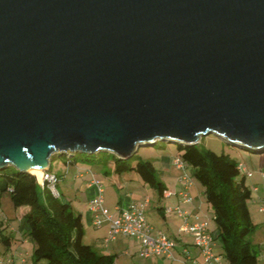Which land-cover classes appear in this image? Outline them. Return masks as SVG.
Returning <instances> with one entry per match:
<instances>
[{"label": "water", "instance_id": "water-1", "mask_svg": "<svg viewBox=\"0 0 264 264\" xmlns=\"http://www.w3.org/2000/svg\"><path fill=\"white\" fill-rule=\"evenodd\" d=\"M207 134L264 152V0H0V170Z\"/></svg>", "mask_w": 264, "mask_h": 264}, {"label": "trees", "instance_id": "trees-1", "mask_svg": "<svg viewBox=\"0 0 264 264\" xmlns=\"http://www.w3.org/2000/svg\"><path fill=\"white\" fill-rule=\"evenodd\" d=\"M156 144V142H155ZM180 157L191 170V177L202 186L204 198L211 206L220 256L224 264H258V255L249 237L253 223L248 207L252 199V188L246 176L239 169L240 162L231 160L225 154L199 149L197 143L177 145ZM63 156L64 163L78 160L102 161L98 153L72 152L55 153L52 158ZM131 156L119 159L113 155L106 161L109 171L106 180L121 186L119 180L127 171H134L148 186L163 196L165 186L151 162L139 161L132 165ZM104 161V160H103ZM50 171V166L48 167ZM242 173L238 178V174ZM55 177H59L55 175ZM34 174L19 171L12 166L0 170V194L8 191L19 219L18 230L33 241L32 264H114V257L98 253L84 241V224L80 213L62 196H55L49 185L37 183ZM212 233V232H211ZM9 236L3 235L4 244Z\"/></svg>", "mask_w": 264, "mask_h": 264}, {"label": "crops", "instance_id": "crops-1", "mask_svg": "<svg viewBox=\"0 0 264 264\" xmlns=\"http://www.w3.org/2000/svg\"><path fill=\"white\" fill-rule=\"evenodd\" d=\"M76 163L75 162H70L64 163L67 166H70V164ZM189 168V167H188ZM176 169V168H175ZM170 169L167 173H164L166 171L164 170H158L156 169L159 177L162 181V183L165 186V191L164 192H171V195L168 197L163 195V196H158V193L156 192L155 189H152L146 184L142 179H140L139 175L136 174L137 176H130L126 179L122 176L119 180L121 181L122 185L121 186H116L113 183L111 184L108 180V183L110 186L103 188L112 189L111 195L107 194V197H103V204L105 208H107L110 211L114 210L115 206H119L120 208H127V206L130 205H138L141 202H143L146 198H148V203L144 205V211L146 214V220L149 221V223L156 229H162L164 233H166L169 237H172L175 241L176 246H174V256L175 259L167 260L164 259L163 257H148V258H142L139 255V241L136 240V238L128 237V238H123L122 236L120 237L117 236L114 241L110 243L105 242V237L108 235V224L104 223L100 229H95L93 224L91 223L92 221V214L89 211L88 207V202L89 200L96 196L97 194V188L92 185V181L94 179H99L101 181L100 177L94 176V177H88L87 179L84 180V174L81 170L75 169L73 170V176L72 182L74 185L77 184V181L80 182V180H84L85 184V194L83 193L81 197V202L80 204H76L75 201H72V198L70 199L69 196H66L67 194L65 193H56V191H53L55 196L59 195L65 198V201H68L72 205V209H74L76 212L80 213L82 216V223L84 224V241L86 243L91 244L94 247V250L97 251L98 253H108L110 254V250H115L116 249V244L120 241V246L123 249L124 255H130L131 253H135L138 255V258L136 259L137 263L135 264H180L181 261L184 260V255L183 251L186 249L189 251L191 254L192 258H197L199 259V250L193 246V240L191 237V234L189 233H181L179 231L180 226L183 223V220L181 217H179L175 211L170 212L169 214L165 213V209L169 208L170 206H177L179 207L182 211L185 212L186 214V219L187 221L194 223L199 220H205L207 222L208 226V232L211 233V230L215 231V235L212 233L213 237L217 235L216 227L213 229L214 224L212 223L211 218L213 216L211 206L207 204L205 198H204V193H203V188L200 185V183L197 180H194L191 176V170L189 169ZM70 170H68V174H70ZM106 170L103 169L102 175L105 176L104 172ZM250 171V170H249ZM252 171V170H251ZM252 176L250 179V183L248 184L250 187H256V190L252 189V195L254 196L253 202L258 203L259 208L263 207V201H264V177L260 173H264V170H256L252 171ZM184 174H187L191 178V183L187 184L186 186V191L189 192L190 197L192 198V203L184 202L179 196L178 193L181 192L182 190L185 189L184 181L181 179V176ZM167 175V177H165ZM59 176V175H58ZM248 179V178H247ZM64 180L66 181V176L64 177ZM106 180V176H105ZM61 181L60 176L58 177L57 185ZM64 181V182H65ZM102 182V181H101ZM103 184V183H102ZM116 190H119V192L116 193ZM55 190V189H54ZM156 192V197L152 196V192ZM101 193V194H102ZM113 194L115 195V198L113 200ZM103 196V194H102ZM77 195H75V198ZM112 197V198H111ZM78 205V206H76ZM76 209H75V208ZM259 214L262 216H258V218L263 220L264 223V213H261L259 211ZM151 210H156L157 215H152ZM161 219L162 221H160ZM19 231V230H18ZM15 232V231H14ZM21 234L22 238L20 239V243L18 244V247L15 248L13 244L11 243V240L9 239V242L5 244V260L11 259L12 263L14 264H21L19 257H24V253L22 252L23 248L26 251L25 245L27 247V239H24V235L19 231ZM124 239V240H123ZM119 240V241H118ZM125 241V243H124ZM127 241V242H126ZM119 248H117L118 250ZM259 249L261 250L260 254L264 257V243L262 246H259ZM10 251V252H9ZM116 251V250H115ZM215 252V250H214ZM3 253V254H4ZM215 254H217L215 252ZM220 257L221 264H224V260L221 259L220 253L217 254ZM136 258V257H135ZM19 260V261H18ZM4 261V260H3ZM27 264V263H25Z\"/></svg>", "mask_w": 264, "mask_h": 264}, {"label": "rangeland", "instance_id": "rangeland-1", "mask_svg": "<svg viewBox=\"0 0 264 264\" xmlns=\"http://www.w3.org/2000/svg\"><path fill=\"white\" fill-rule=\"evenodd\" d=\"M197 145L199 149H202L203 151L211 150L215 152L217 155H221L222 153L228 156L233 161H238L240 163H244V165L248 168V170L256 171V170H264V152L262 154H257L253 152L245 151L244 149L233 147L229 145L224 139H220L216 137L214 134H207V136L199 137L197 141ZM98 157L102 159V161L96 159V161H88V160H78L76 163L70 164V166H67L64 164V158L63 156H56L52 159V162L50 164V174L51 175H59L61 178V181H59L58 185L55 187L56 193H66V196H69L70 199L72 198V201H75L76 204H80L82 194H85V184L84 180L88 177H94L99 176L102 181V186H106V188L109 185L108 181L105 180V176L102 175L103 169L107 171L110 170V168L107 166L108 164L106 161H111L113 158L114 153H108L104 151H98ZM180 158V152L177 150V146L174 143H164L160 142V140L156 141V144L152 146H140L138 150L134 153V156H132L129 160L132 165L137 164L139 161H147L151 162L152 165H154L155 169L158 170H164L167 173L170 169H175V165L173 164V160ZM104 160V161H103ZM186 169H189L188 166H186ZM72 169L70 171V174H68V170ZM75 169L81 170L84 174V180H80V182L77 181V184H73L70 182L72 180L73 176V170ZM176 170V169H175ZM105 174V172H104ZM242 173L238 174V178H240ZM168 175V173H167ZM165 175V177H167ZM66 176V181L64 180V177ZM130 176H137L136 173L132 171H127L123 177L124 179L130 177ZM37 178V176H35ZM37 183L41 184L42 181V175L40 179H36ZM65 181V182H64ZM247 184L250 183V179H246ZM112 188V187H110ZM108 188L107 190L104 189L103 197L106 198L107 194L111 195L112 189ZM116 193L119 192V190H116ZM152 196L156 197V192L151 191ZM107 193V194H106ZM75 195L77 197L75 198ZM10 194L8 191L2 192L0 194V260H5V244L1 240L3 235L9 236L11 243L13 246H15L14 249L18 247V244L20 243V239L22 238L21 234L18 231V224L19 219L16 217V213L14 212V207L11 202ZM108 198V197H107ZM112 198V197H111ZM115 198V195L113 194V200ZM254 196L252 195V199L248 202V207L251 215V219L253 223L255 224V228L253 229L252 235L249 237L250 244L253 245V248L257 252L258 257V264H264V257L260 254L261 250L259 249V246H262L264 243V223L263 220L259 219L258 216L262 218V216L258 212L259 205L256 202H253ZM264 202V201H263ZM76 205V206H78ZM264 205V203H263ZM75 208V207H74ZM77 208V207H76ZM75 208V209H76ZM151 214L157 215L156 210H151ZM162 221L161 219H159ZM212 223L214 224L213 229L215 228V222L212 219ZM215 230V229H214ZM211 230V232L215 235V231ZM15 231V232H14ZM121 237V235H120ZM125 238V237H123ZM24 239H27V247L25 245L26 251L23 248L22 252L24 253V258H26L27 264L31 263V252L33 249V241L30 239L29 236L25 237ZM124 240V239H123ZM119 241V240H118ZM86 242V241H85ZM127 242V241H126ZM120 241L116 244V251L110 250V254L114 257V264H135L137 263L136 259L138 258V255L135 253H131L129 256L124 255L123 249H121L122 244L120 246ZM125 243V241H124ZM214 250L217 254L221 252L219 240L215 239ZM117 248H119L117 250ZM10 252V251H9ZM4 253V254H3ZM136 257V258H135ZM21 259V257H19ZM19 261V260H18ZM19 264V262H18Z\"/></svg>", "mask_w": 264, "mask_h": 264}, {"label": "built area", "instance_id": "built-area-1", "mask_svg": "<svg viewBox=\"0 0 264 264\" xmlns=\"http://www.w3.org/2000/svg\"><path fill=\"white\" fill-rule=\"evenodd\" d=\"M175 168L178 170L185 169V163H183L181 157L173 160ZM239 169L246 178H251L252 171L240 163ZM264 177V173H260ZM184 181L185 189L178 193V196L188 203H192V198L188 191H186L187 184L191 183V178L184 174L181 176ZM45 181L52 191H54L57 186L58 178L55 175H51L49 170L42 171V181L41 185ZM92 185L97 188L96 196L92 197L88 202V209L92 214V221L95 229H100L104 223L108 224V235L105 237V242L110 243L115 240L119 235L122 237L136 238L139 241V255L144 258L152 257H163L164 259L170 260L175 259L174 256V246H176L175 241L172 237H169L162 229H155L148 220H146V214L144 211V205L148 203V198L138 205H130L127 208H120L115 206L113 211L105 208L103 204V188L102 182L99 179L91 180ZM256 190V187H251ZM165 196L171 195V192H164ZM175 211L176 214L183 220L179 231L181 233L191 234L193 240V246L199 250V259L192 258L188 250L183 251L184 260L180 264H221L219 255L214 252V237L212 233L208 232L207 222L205 220H199L197 222L191 223L187 221L186 214L177 206H170L165 209V213ZM261 213H264V208H259ZM21 264L27 263L26 258L22 257L20 259ZM0 264H14L11 259L0 260Z\"/></svg>", "mask_w": 264, "mask_h": 264}, {"label": "bare ground", "instance_id": "bare-ground-1", "mask_svg": "<svg viewBox=\"0 0 264 264\" xmlns=\"http://www.w3.org/2000/svg\"><path fill=\"white\" fill-rule=\"evenodd\" d=\"M31 173H33L35 176H37L38 179L41 178L42 172L41 173H37V172H32L31 171Z\"/></svg>", "mask_w": 264, "mask_h": 264}]
</instances>
